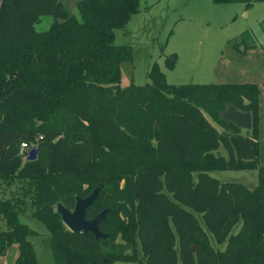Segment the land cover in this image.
I'll return each instance as SVG.
<instances>
[{
	"label": "trees",
	"instance_id": "obj_1",
	"mask_svg": "<svg viewBox=\"0 0 264 264\" xmlns=\"http://www.w3.org/2000/svg\"><path fill=\"white\" fill-rule=\"evenodd\" d=\"M76 6L81 18L65 0H0V255L13 249V264H42L41 234L22 216L29 197L54 264H264L258 85L170 84L154 63L150 83L122 87L133 48L116 43V30L139 0ZM47 15L50 28L37 30ZM229 103L251 113L250 130L220 118ZM34 146L37 159H24ZM245 169L258 170L252 189L208 174ZM99 185L87 217L110 208L100 223L109 236L69 230L58 203L72 210Z\"/></svg>",
	"mask_w": 264,
	"mask_h": 264
},
{
	"label": "rangeland",
	"instance_id": "obj_2",
	"mask_svg": "<svg viewBox=\"0 0 264 264\" xmlns=\"http://www.w3.org/2000/svg\"><path fill=\"white\" fill-rule=\"evenodd\" d=\"M65 1L81 18L76 6L78 0ZM139 4V11L128 24L116 30V43L133 48V59L122 65L120 85L150 83L148 73L154 63L166 82L175 85L256 83L260 89L259 165H264V1L255 2L249 8L240 2L215 3L213 0H139ZM52 22V16H44L36 28L47 30ZM219 153L226 156L222 147ZM24 157L27 159L28 155ZM208 174L222 182L241 183L249 189L258 183L257 169L212 170ZM18 183V187L26 185L23 181ZM3 187L0 184V196L7 194ZM27 199L22 216L41 234L33 239L38 259L42 264H54L48 229L33 217V208ZM195 215L211 245L223 249L225 242L218 243L204 225L201 214L195 212ZM240 224L233 227L232 233L237 232ZM6 227L5 219L0 216V228ZM15 256L13 249L1 253L0 264H13Z\"/></svg>",
	"mask_w": 264,
	"mask_h": 264
},
{
	"label": "water",
	"instance_id": "obj_3",
	"mask_svg": "<svg viewBox=\"0 0 264 264\" xmlns=\"http://www.w3.org/2000/svg\"><path fill=\"white\" fill-rule=\"evenodd\" d=\"M220 118L225 122L235 124L243 130H250L252 127L251 113L239 110L231 103L220 113ZM38 154V146H34L29 150L27 159L35 160ZM101 188L102 185H99L88 196L76 197V204L72 210L63 203H58L57 212L61 215L63 223L69 230L73 232H91L97 239L109 236L100 229V223L107 219L110 208H105L93 218L87 217V211L98 198Z\"/></svg>",
	"mask_w": 264,
	"mask_h": 264
},
{
	"label": "built area",
	"instance_id": "obj_4",
	"mask_svg": "<svg viewBox=\"0 0 264 264\" xmlns=\"http://www.w3.org/2000/svg\"><path fill=\"white\" fill-rule=\"evenodd\" d=\"M28 146L29 145L27 143H22L21 153H24Z\"/></svg>",
	"mask_w": 264,
	"mask_h": 264
}]
</instances>
